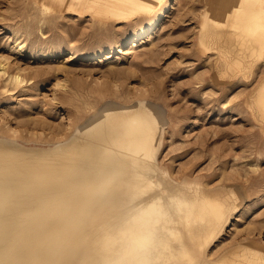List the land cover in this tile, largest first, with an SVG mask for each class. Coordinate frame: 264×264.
<instances>
[{"label":"rangeland","instance_id":"rangeland-1","mask_svg":"<svg viewBox=\"0 0 264 264\" xmlns=\"http://www.w3.org/2000/svg\"><path fill=\"white\" fill-rule=\"evenodd\" d=\"M166 1L147 16L118 18L102 6L80 16L57 0H0V139L53 149L110 103H150L163 118L161 167L235 191L207 253L245 260L250 250L264 253V115L256 97L264 63L251 75L229 63L243 31L234 0H222L233 7L227 15L221 0H175L139 39Z\"/></svg>","mask_w":264,"mask_h":264},{"label":"bare ground","instance_id":"bare-ground-1","mask_svg":"<svg viewBox=\"0 0 264 264\" xmlns=\"http://www.w3.org/2000/svg\"><path fill=\"white\" fill-rule=\"evenodd\" d=\"M57 1L80 16L102 6L118 18L147 16L163 2ZM174 1H166L139 39ZM232 2L233 11L219 3L224 15L243 17L229 63L251 75L264 63V0ZM257 88L264 115V80ZM163 126L161 111L139 100L110 103L53 149L27 151L0 139V264H264L262 250L248 248L245 260L209 255L235 208V191L165 171Z\"/></svg>","mask_w":264,"mask_h":264}]
</instances>
